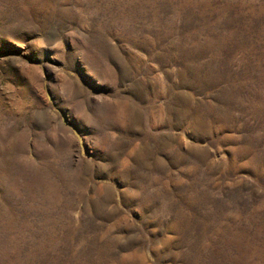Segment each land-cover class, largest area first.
<instances>
[{
    "label": "rangeland",
    "instance_id": "obj_1",
    "mask_svg": "<svg viewBox=\"0 0 264 264\" xmlns=\"http://www.w3.org/2000/svg\"><path fill=\"white\" fill-rule=\"evenodd\" d=\"M0 264H264V0H0Z\"/></svg>",
    "mask_w": 264,
    "mask_h": 264
}]
</instances>
